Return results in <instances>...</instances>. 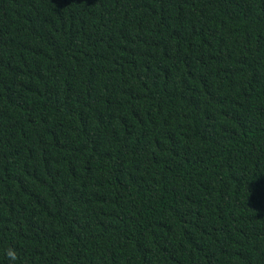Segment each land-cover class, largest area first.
<instances>
[{
    "label": "trees",
    "instance_id": "1",
    "mask_svg": "<svg viewBox=\"0 0 264 264\" xmlns=\"http://www.w3.org/2000/svg\"><path fill=\"white\" fill-rule=\"evenodd\" d=\"M0 264H264V0H0Z\"/></svg>",
    "mask_w": 264,
    "mask_h": 264
}]
</instances>
